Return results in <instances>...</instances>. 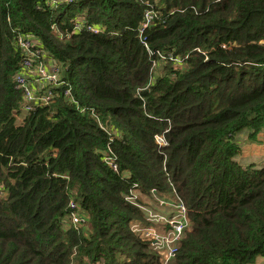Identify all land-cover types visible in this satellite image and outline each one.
<instances>
[{
  "label": "trees",
  "instance_id": "obj_1",
  "mask_svg": "<svg viewBox=\"0 0 264 264\" xmlns=\"http://www.w3.org/2000/svg\"><path fill=\"white\" fill-rule=\"evenodd\" d=\"M29 57L59 78L22 117ZM263 130L264 0H0V264H164L132 191L188 208L169 264L264 261V165L236 159Z\"/></svg>",
  "mask_w": 264,
  "mask_h": 264
},
{
  "label": "built area",
  "instance_id": "obj_2",
  "mask_svg": "<svg viewBox=\"0 0 264 264\" xmlns=\"http://www.w3.org/2000/svg\"><path fill=\"white\" fill-rule=\"evenodd\" d=\"M151 19L152 14L151 12H148L147 21L144 23L143 29L150 23ZM88 30H93V28L88 26ZM95 31L97 32V30ZM21 45L24 47L29 46L28 43H21ZM27 54H29V52H27ZM43 54L44 53H42L41 50L37 51L38 56L41 57L43 56ZM58 78L59 67L56 62L52 60L47 62L43 61L39 65H35L34 61L30 57L24 59L21 65V69L15 76L16 86L18 88H21L24 94V108L22 117L35 110L38 104H47L54 98L51 91H48L45 94L39 93V91L33 87L34 80L39 83H41V81H45L47 83L54 84L57 82ZM156 140L160 145H167L166 137L164 135L158 134L156 136ZM105 162L114 171H118L119 168L116 162V158L112 154H109L105 157ZM132 193L133 195L129 194L127 198L131 200L132 203L142 207L141 209L145 212L147 220L152 223L151 225H148L139 221H131L132 230L136 234L140 235L143 240L148 241L152 248L157 252V254L162 253L166 256L164 260L163 257L159 254V259L161 262H163L164 264H169L170 260L175 257L178 251V246L182 239V236L191 225L188 208L183 202H181V205L177 208V214L173 212L171 216H165L163 214H158V212L153 210V208L150 206H146L144 208L143 205L137 202V194H135L134 191H132ZM159 202V205H163L164 207L168 206L166 205L165 201L160 200ZM70 208L72 210V212L70 213L71 222L76 228H80L88 221V215L83 210H80L77 203H75L74 201L71 202ZM161 220H163L168 226L169 232L167 234L161 233V229L159 228H156V231L153 230V228H155L153 226V223L162 222ZM166 243L167 249L165 248ZM125 258L126 257H122V260L124 261ZM96 264L100 263L98 262Z\"/></svg>",
  "mask_w": 264,
  "mask_h": 264
},
{
  "label": "rangeland",
  "instance_id": "obj_3",
  "mask_svg": "<svg viewBox=\"0 0 264 264\" xmlns=\"http://www.w3.org/2000/svg\"><path fill=\"white\" fill-rule=\"evenodd\" d=\"M239 136H240V140L242 143V151L243 152L240 156H237L236 159H238L242 164H245V165H249V164H255L257 166L264 165V155L262 154V152H264V145L262 143V140H260L259 143H252L251 139L248 136V131L242 132V134ZM170 186L172 187L171 183H170ZM134 193L137 194L138 199H139V203L141 205H143L144 208L146 206L147 207L150 206L153 208V210L157 211L158 214H163L165 216H171V214L173 212H175V214H177V212H178L177 208L181 205L180 203L182 202L180 200V198H178V194L174 193L173 191L170 192L168 195H163V194L157 195L156 193H153V194H151V196L143 195L138 191H134ZM140 200H142L143 202H140ZM160 200L165 201L166 205H168L170 207L155 205L157 203H160L159 202ZM138 207L142 208L140 206H138ZM161 221L162 222H154L153 223V226L155 227V228H153V230L156 231V228H159V229H161V233L167 234L169 232L168 226L165 224V222L163 220H161ZM164 230H165V232H164ZM169 238H170V236H169ZM165 248L167 249V243L165 245ZM164 251H167V250H164ZM158 254H160L163 257V259L165 260V258H166L165 255H163L162 253H158ZM118 257L120 259H122V257H125V256L120 254V255H118ZM258 263L259 264L262 263L261 258H259ZM122 264H124V263H122Z\"/></svg>",
  "mask_w": 264,
  "mask_h": 264
},
{
  "label": "crops",
  "instance_id": "obj_4",
  "mask_svg": "<svg viewBox=\"0 0 264 264\" xmlns=\"http://www.w3.org/2000/svg\"><path fill=\"white\" fill-rule=\"evenodd\" d=\"M259 139L260 140H262V143H263V145H264V130L260 133V135H259ZM253 147V146H252ZM262 154L264 155V152H262ZM259 264V263H258ZM261 264H264V261H262V263Z\"/></svg>",
  "mask_w": 264,
  "mask_h": 264
},
{
  "label": "clouds",
  "instance_id": "obj_5",
  "mask_svg": "<svg viewBox=\"0 0 264 264\" xmlns=\"http://www.w3.org/2000/svg\"><path fill=\"white\" fill-rule=\"evenodd\" d=\"M126 258H127V257H126ZM126 258H125V260H127V259H128V258H127V259H126ZM127 261H129V260H127Z\"/></svg>",
  "mask_w": 264,
  "mask_h": 264
}]
</instances>
